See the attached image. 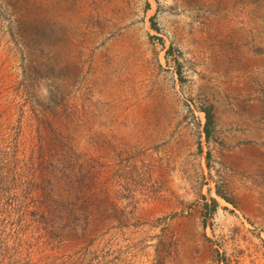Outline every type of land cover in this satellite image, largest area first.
Listing matches in <instances>:
<instances>
[{
	"label": "rangeland",
	"instance_id": "obj_1",
	"mask_svg": "<svg viewBox=\"0 0 264 264\" xmlns=\"http://www.w3.org/2000/svg\"><path fill=\"white\" fill-rule=\"evenodd\" d=\"M0 264H264V0H0Z\"/></svg>",
	"mask_w": 264,
	"mask_h": 264
},
{
	"label": "trees",
	"instance_id": "obj_2",
	"mask_svg": "<svg viewBox=\"0 0 264 264\" xmlns=\"http://www.w3.org/2000/svg\"><path fill=\"white\" fill-rule=\"evenodd\" d=\"M204 114H205V119H206L204 131H205L206 136L208 137L209 136V126L213 124V118H212L211 111L209 109L205 110Z\"/></svg>",
	"mask_w": 264,
	"mask_h": 264
}]
</instances>
